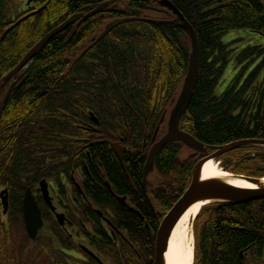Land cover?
I'll return each mask as SVG.
<instances>
[{
	"label": "trees",
	"instance_id": "16d2710c",
	"mask_svg": "<svg viewBox=\"0 0 264 264\" xmlns=\"http://www.w3.org/2000/svg\"><path fill=\"white\" fill-rule=\"evenodd\" d=\"M166 1L192 27L198 41L197 84L180 121V130L209 147L243 140L264 141V45L248 46L234 63L236 49L232 43L221 41L233 31H246L264 40V0ZM101 5H105L101 13L50 40L14 77L12 82L16 86L4 102L11 82L3 83V78L22 58L69 18L87 14ZM6 7L7 0H0V143L4 133L12 129H27L24 139H15L20 146L33 130L41 128L45 132L54 121L60 125L61 121L51 117L54 105L48 102L51 91L73 90L76 123L90 111L106 125L105 133L110 137L123 134L125 144L142 155L143 165L147 153L142 151L144 136L148 141L152 138L162 115L172 106L187 74L191 53L189 36L175 22L171 11L163 8L160 0H33L30 12L41 11L4 37L15 23L5 16ZM131 11H139L141 18L154 23L121 25L94 45L109 23L132 17ZM85 49L88 51L84 57L75 62ZM232 64L233 77L216 94L221 78ZM65 99L67 96L59 97L58 105H65L62 101ZM68 107L69 104L65 106ZM74 130V137L78 138L81 132L78 128ZM35 139L34 134L32 150L40 152L41 142ZM8 148L9 153L5 154L0 144V171L7 170L10 176L4 179L13 178L9 188L16 189L20 183L14 172L22 168V157L13 156L11 145ZM78 148L75 144V152ZM184 149L180 143L167 144L154 161L158 181L152 197L164 212L184 194L200 158L192 152V156L180 161ZM25 156V167H33L35 163L44 166L45 159L38 161ZM220 160L229 161L225 169L234 176L264 179V147H242ZM138 172L140 177L141 168ZM17 216L13 213L9 222L0 221V264H28L17 262L13 255L1 257L13 234L17 239L21 234L26 238L22 223L21 233L15 232ZM126 222L134 229L139 228L136 220ZM193 232L194 264H248L250 255L261 261L264 200L246 205H208L196 217ZM21 254L22 250L18 257Z\"/></svg>",
	"mask_w": 264,
	"mask_h": 264
},
{
	"label": "flooded vegetation",
	"instance_id": "af4514ba",
	"mask_svg": "<svg viewBox=\"0 0 264 264\" xmlns=\"http://www.w3.org/2000/svg\"><path fill=\"white\" fill-rule=\"evenodd\" d=\"M13 79L6 84L11 82L15 87ZM51 93L52 97L49 94L51 98L48 100L54 103L51 106L54 115L51 114V117L61 121L60 125L54 121L45 132L41 128L33 130L20 146L15 139H24L28 135L27 129H12L4 133L5 138L0 143L5 154L9 153L8 146L11 145L13 156L18 155L23 160L22 168L14 172L20 183L16 189L9 188L13 178L4 179L10 176L7 170L0 171V194L6 191L8 205L4 214L0 197V221L6 218L4 223L9 222L11 214L15 213L25 231L23 200L29 190L42 220V228L34 242L43 236L63 259L61 263L155 264L156 238L168 211L164 212L153 200L155 184L151 180L154 170L148 174L146 181L143 180V171L150 149L167 132L170 114L175 106L167 120L166 111L162 115L164 121L155 140L152 136L148 141L144 136L142 151L147 153L142 165V155L125 144L123 134L110 137L105 133L106 125L98 117L92 116L90 111L87 110L84 119L76 123L73 90H54ZM61 96H67L62 100L65 105H58ZM67 104L69 107L65 108ZM75 128L81 132L78 138L74 137ZM34 134L35 140L41 142L40 152L32 150ZM106 142L119 144L125 150L118 157ZM75 144L79 146L77 152ZM25 155L38 161L45 159L44 166L35 163L33 167H25ZM75 155H79L77 159ZM42 182L46 185V199L41 193ZM127 220H136L139 228L134 229Z\"/></svg>",
	"mask_w": 264,
	"mask_h": 264
},
{
	"label": "water",
	"instance_id": "95a60500",
	"mask_svg": "<svg viewBox=\"0 0 264 264\" xmlns=\"http://www.w3.org/2000/svg\"><path fill=\"white\" fill-rule=\"evenodd\" d=\"M160 1H161V5L164 8H167L176 16V23L180 24L181 27L187 32L191 42V53L189 56L187 74L183 80L180 95L175 104V107L173 108L170 114V118L167 124V132L150 149L143 171V180L146 181L148 174L153 171L154 161L159 150L167 144L180 143L188 150H191L195 153H198L200 156H205V157L194 166L192 171L191 182L188 188L181 196V198L177 201V203L173 206L170 212L165 216L159 227L156 238L155 264H165L164 256L168 249V243L171 233L177 222L180 220V218L193 205L200 202L206 204L246 205L255 201L264 200V183H262V180L245 178L240 176H232L233 179L242 180L253 185L255 189L237 188L219 179L208 180V181L201 180L202 166L209 160L216 161L218 158L222 157L223 155H226L230 152L236 151L246 146L264 147V141L243 140L219 147H209L200 143L199 141L195 140L192 136L179 129L180 121L190 104L192 95L194 93L197 84L198 60H199L198 41L192 27L186 22V20L182 17V15L173 7V5H171L166 0H160ZM104 6L105 5H101L96 9L90 11L86 15L79 14L73 16L64 23H62L61 25H59L58 27H56L55 29H53L52 31H50L48 34H46L22 58L19 64L10 73L6 75V77L3 79V82L10 81L21 70H23L32 61V59L36 57L44 49V47L49 43L50 40L63 33L69 27L73 26L76 22L77 25H80L89 18L101 13ZM39 11H41V9ZM39 11L34 12L33 14L28 15L23 19H21L5 33L4 37L10 30L13 29V27L27 20L30 16L37 14ZM132 13L134 17L116 19L113 22L109 23L105 27L104 31L95 40L94 45L101 42L113 29L121 25L132 22H143V23H151V24L154 23V21L139 18L140 15L139 11H132ZM88 49H86L78 57L77 61L82 59V57L85 55ZM13 87L14 85L10 87L5 97V101L9 98V95L13 90ZM163 121H164V116L161 118L156 128L153 140H155L159 127L163 123ZM106 144H108L110 148L114 150V152L117 154L118 157H120L121 153H123L125 150L119 144H113L110 142H106ZM208 151H212L213 153L211 155H208ZM45 186H46L45 183L42 182L41 193L44 199L47 198V192L46 190H44ZM5 195H6V191L0 194L4 214L6 213L8 207L7 198ZM23 220H24L25 232L28 238L31 241H34L38 231L42 228V220H41L40 211L38 210V207L34 202V199L32 198L29 190L25 193L23 200Z\"/></svg>",
	"mask_w": 264,
	"mask_h": 264
},
{
	"label": "rangeland",
	"instance_id": "374dc122",
	"mask_svg": "<svg viewBox=\"0 0 264 264\" xmlns=\"http://www.w3.org/2000/svg\"><path fill=\"white\" fill-rule=\"evenodd\" d=\"M28 0H7V7L5 10V16L7 18H11L12 20L18 16H20L22 13L26 11L25 5ZM158 15V14H157ZM156 15V16H157ZM153 15V18L156 17ZM222 43H232V48L236 49L234 53V63L236 59L238 58L239 54L242 50L247 48L248 46H262L264 45V40L258 36L251 33H248L246 31H233L227 34L226 36L222 37L221 39ZM233 63V64H234ZM233 64L230 65L227 69V71L224 73V76L221 78L219 85L216 89V94H220L223 89L226 86V83H228L231 78L233 77ZM235 75V74H234ZM180 93V89L178 90V93L175 97V100L177 99L178 95ZM174 105V104H173ZM173 105L168 108L165 115V120H167L169 113L171 109L173 108ZM193 153L191 151H188L187 149L182 150V153L180 154V161H184L190 156H192ZM220 169L226 173H229L225 167L229 164V161L220 160L217 159L215 161ZM153 176V177H152ZM151 182L153 184L157 185V178L156 175H152ZM2 222L6 220V218H1ZM16 224V223H15ZM18 227L15 229V232L21 233L22 228L19 222L17 223ZM16 224V225H17ZM193 224L192 223L190 227V234L193 242V248H194V232H193ZM14 233V232H13ZM24 235L21 234V236L17 239L15 234L11 236V243L5 246V248L2 250L1 257H9L10 255L17 257V262L20 263V261L26 262L28 264H54L56 260V264H65L61 263L60 261H63L62 258H60L56 252H54V249L50 246L48 241L44 239L43 236H40L36 242H26V238L23 237ZM22 250L21 256L18 257L17 253ZM248 264H264V250L262 253V259L261 261H255L251 257V255L248 257Z\"/></svg>",
	"mask_w": 264,
	"mask_h": 264
},
{
	"label": "bare ground",
	"instance_id": "6f19581e",
	"mask_svg": "<svg viewBox=\"0 0 264 264\" xmlns=\"http://www.w3.org/2000/svg\"><path fill=\"white\" fill-rule=\"evenodd\" d=\"M219 179L225 183L242 189H255L245 181L233 179L231 174L220 169L218 164L209 160L202 166L201 180L208 181ZM264 183V180H262ZM206 203L200 202L190 207L175 225L165 253V264H193V240L190 234V227L200 213L206 207Z\"/></svg>",
	"mask_w": 264,
	"mask_h": 264
}]
</instances>
